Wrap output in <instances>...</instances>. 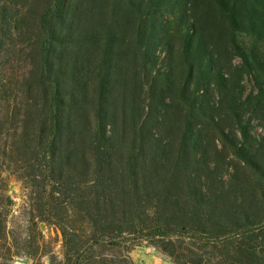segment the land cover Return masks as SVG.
<instances>
[{"label": "trees", "instance_id": "1", "mask_svg": "<svg viewBox=\"0 0 264 264\" xmlns=\"http://www.w3.org/2000/svg\"><path fill=\"white\" fill-rule=\"evenodd\" d=\"M109 1L0 0V264H264V0Z\"/></svg>", "mask_w": 264, "mask_h": 264}, {"label": "rangeland", "instance_id": "2", "mask_svg": "<svg viewBox=\"0 0 264 264\" xmlns=\"http://www.w3.org/2000/svg\"><path fill=\"white\" fill-rule=\"evenodd\" d=\"M106 10H111L110 1L106 4ZM120 15L127 19H132L129 11L126 8L122 10ZM220 59L223 61L224 69L228 74L227 77L230 78L229 84L233 81L235 83V90L238 92H244L245 95L248 94L255 86L253 78L240 70L241 59L234 55L229 48L225 45H220L219 48ZM23 65V64H22ZM20 66V65H19ZM212 97H216L215 94ZM225 114V112L223 113ZM252 132L256 135H261L264 130L262 122L260 119L255 117L252 120ZM25 184L21 180L15 178L11 179L10 193L15 197L20 205L17 206L18 210L23 211L21 202L24 199ZM20 206V208H19ZM26 216V213L22 212L19 217V222H22ZM45 241L44 249L46 252L52 251L55 254V260L52 264H62L61 259L63 256V248L61 244L60 236L57 231L51 227L49 224L41 223ZM131 256L135 260V264H175L173 260L166 254H164L158 247L149 244H143L136 249L132 250ZM15 264H51L49 255L42 256L40 258H29V257H19L16 259Z\"/></svg>", "mask_w": 264, "mask_h": 264}]
</instances>
